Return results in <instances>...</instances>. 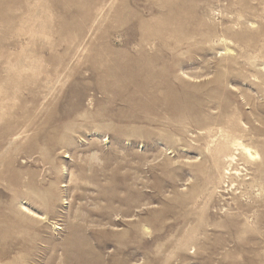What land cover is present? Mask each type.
Wrapping results in <instances>:
<instances>
[{"label": "rangeland", "instance_id": "obj_1", "mask_svg": "<svg viewBox=\"0 0 264 264\" xmlns=\"http://www.w3.org/2000/svg\"><path fill=\"white\" fill-rule=\"evenodd\" d=\"M234 126L264 165V0H0V264H264Z\"/></svg>", "mask_w": 264, "mask_h": 264}, {"label": "bare ground", "instance_id": "obj_2", "mask_svg": "<svg viewBox=\"0 0 264 264\" xmlns=\"http://www.w3.org/2000/svg\"><path fill=\"white\" fill-rule=\"evenodd\" d=\"M218 130L219 137L217 139H209L210 132L206 134V147L210 159L206 158L207 161H210L207 168L214 167L218 170V181L220 182L228 179L229 184L236 182L238 186H242L243 190L257 187L263 191L260 188V182L264 181L263 155L251 142L243 139L246 136H249L248 140L252 139V135L250 133L241 134L240 126L239 129L234 126L220 127ZM238 130L239 134L237 133ZM240 164L242 165L241 170L242 168L245 170L244 173L238 167ZM243 165L248 167L244 168ZM238 186L235 187V190ZM21 207L23 210L28 211L26 207L22 205Z\"/></svg>", "mask_w": 264, "mask_h": 264}]
</instances>
